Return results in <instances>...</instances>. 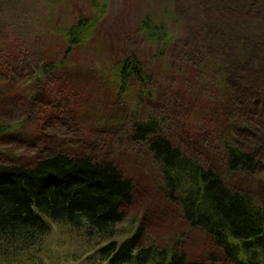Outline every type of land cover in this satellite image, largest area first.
I'll return each mask as SVG.
<instances>
[{"label":"rangeland","instance_id":"1","mask_svg":"<svg viewBox=\"0 0 264 264\" xmlns=\"http://www.w3.org/2000/svg\"><path fill=\"white\" fill-rule=\"evenodd\" d=\"M95 1L0 0V162L27 163L60 151L110 162L135 186L117 240L142 228L145 246L184 239L188 262L203 261L213 252L211 242L188 230L181 206L164 196L161 166L149 150L156 137L134 142L135 122H160V137L206 170L213 169L209 157L217 161L214 170H225L224 141L256 151L255 174L221 172L233 190L264 199V135H250L236 114L219 118L212 105L205 122L199 105L191 104L214 95L210 78L199 82L192 78L195 71L188 76L179 70L180 51L204 33V44L214 48L210 54L225 65L229 81L243 86L251 74L243 49L252 56L248 47L262 40L264 0H176L174 6L171 0ZM80 16L98 24L92 37L69 50L67 31ZM146 21L175 36V57L159 56L158 45L146 40ZM132 54L159 82L142 99L136 81L124 90L117 76L120 62ZM51 226L32 264H94L88 258L97 240L64 224Z\"/></svg>","mask_w":264,"mask_h":264},{"label":"trees","instance_id":"2","mask_svg":"<svg viewBox=\"0 0 264 264\" xmlns=\"http://www.w3.org/2000/svg\"><path fill=\"white\" fill-rule=\"evenodd\" d=\"M175 1L171 0L173 6ZM171 11L174 14L175 8ZM97 24L96 18L80 16L67 31L69 50L92 37ZM141 31L146 40L158 45L159 56L168 52L177 55L173 49L177 39L164 31V25L152 26L146 21ZM204 40L203 33L195 44L180 51L184 59L180 72L189 76V70L195 71L192 78L199 82L210 78L214 93L208 98H196L192 108L198 104V113L206 122L211 119L208 107L212 105L219 118L236 114L246 121L250 135H264V35L260 42L248 47L252 56L243 49L251 70L243 86L229 81L225 65L212 57L214 48ZM117 76L124 90L136 81L143 89L141 99L149 87L159 83L133 54L120 62ZM251 121L255 122L253 126ZM135 126L134 142L145 143L156 137L149 150L161 166L163 195L181 206L185 227L206 236L213 252L203 261L189 263L184 239L166 247L145 246L142 228L118 241L124 209L133 204L134 182L110 162L60 151L27 163L0 162V264H32L52 231L51 223L64 224L97 240L99 246L88 258L94 264H264V199L233 190L221 172L255 174L260 167L258 153L224 141L225 170H214L218 164L210 157L213 169L206 170L160 137V122L136 121ZM216 253L223 256V262L217 260Z\"/></svg>","mask_w":264,"mask_h":264}]
</instances>
